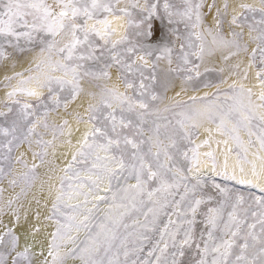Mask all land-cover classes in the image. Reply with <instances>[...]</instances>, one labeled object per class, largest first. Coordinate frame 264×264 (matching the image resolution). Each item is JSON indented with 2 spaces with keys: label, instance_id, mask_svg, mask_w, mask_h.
<instances>
[{
  "label": "snow or ice",
  "instance_id": "obj_1",
  "mask_svg": "<svg viewBox=\"0 0 264 264\" xmlns=\"http://www.w3.org/2000/svg\"><path fill=\"white\" fill-rule=\"evenodd\" d=\"M205 2L0 0V61L11 58L8 49H39L25 70L29 75L5 77L17 84L7 93L12 104L0 111V117L15 112L0 124V179L11 174L14 149L51 145L37 128H50L49 112L67 108L85 91L82 81L97 89L88 92L87 120L76 115L91 126L61 169L58 186L49 187L55 195L46 219L56 222L47 253L51 264H185L188 253V264H264V0H237L231 12L228 0L221 7L213 0L211 24L202 11ZM154 17L167 20V31L157 33ZM216 51H226L225 61L249 54L243 79L255 68L261 91L233 82L223 100L219 89L212 97H189L190 104L168 97L177 81L176 96L194 87L205 57ZM113 70L117 83H110ZM21 95L35 101H21ZM66 125L51 127L63 135ZM201 128L208 136L197 143ZM213 143L225 146L222 162ZM46 155L33 152L42 163ZM23 156L15 160L27 168ZM36 167L23 175L25 183ZM81 196L82 202L69 203ZM89 197L93 207L77 219L92 203ZM13 203L9 199L7 207ZM101 204L107 207L98 216ZM162 216L167 222L159 227ZM73 230H84V239ZM149 233L158 239L152 242ZM19 240L11 228L0 235V264H33L31 245L21 250Z\"/></svg>",
  "mask_w": 264,
  "mask_h": 264
},
{
  "label": "bare ground",
  "instance_id": "obj_2",
  "mask_svg": "<svg viewBox=\"0 0 264 264\" xmlns=\"http://www.w3.org/2000/svg\"><path fill=\"white\" fill-rule=\"evenodd\" d=\"M212 2L213 0H206L202 10L206 13L205 20L208 24L212 23V17L215 14V8H213L211 12H209L208 9V5L212 4ZM223 2L224 0H215L217 7H221ZM228 2L230 4L229 11L231 12V6L234 5L237 0H228ZM245 2L257 4L258 0H245ZM115 26L116 25H114V27ZM225 30H227V25H225ZM251 47H254V45L250 46V50ZM38 50V47L33 51L25 50L23 52L8 49V52L11 53V58L0 61V111H6L5 105L12 104V101L7 98V93L17 84L16 79L9 82L5 80V77L12 76L16 72H23L25 76L29 75L25 70L33 64V59ZM225 54L226 51H216L212 56H206L204 63L200 67L201 76L194 82V87H189L186 92H181L180 96H176V92H180V82L177 81V86L168 92V97H175L176 100L185 101L190 104L191 101L189 97H200L204 96L205 93H207L209 97H212L219 89L221 100H223V94L229 91V85L233 82H236L237 85L242 83L246 87L252 88L254 93H259L261 89L258 86V81L255 76V68L249 69L247 80L243 79V68L248 64L249 54L240 53L238 56H233L227 61L223 59V55ZM237 63H240V69H235L233 67ZM161 66L166 68V61L162 62ZM205 68H208L209 71L205 72ZM221 69H223V71H221ZM212 71L217 73L218 79L213 77ZM56 75H60V73H56ZM81 83L85 91L74 101L68 103L67 108L61 105V107L55 111L49 112L48 123L50 128L47 130L43 127L37 128V131L42 134L43 140L51 141V145L47 146L46 149H42L39 145L33 143L30 150L27 144L21 145L19 149H16L14 154L11 174L6 175L2 182H0V189H4V191L0 193V235H3L8 228L13 229L15 235L20 238L19 245L21 250L25 245H31L33 264H43L45 258H47L48 264H51L52 258L48 256L47 253L48 245L51 241V233L55 231L56 222L51 219H46V217L51 215V204L55 195L54 191H49V187L53 184L58 186L59 177L63 175L61 169L66 167L69 163L73 152H75L78 147V141L82 139L83 134L91 126L88 123L78 122L76 115L80 113L84 115L85 120H87L85 109L91 101L88 92L97 91V89L87 81H82ZM110 83H117L115 70L112 71V81H110ZM205 84H209L210 86L205 87ZM5 85H7V87ZM120 87L121 90H123V86L120 85ZM44 96H47L46 90H44ZM17 98L21 101H35V98H28L22 95ZM167 102L168 101H166V103ZM64 120L68 121V125L64 127L63 135H61L59 131L54 132L51 126H60L63 124ZM204 127L215 129V125L212 124H205ZM239 135L241 140L245 142L249 139L247 132L244 130H241ZM207 136L208 133L201 128L197 143ZM213 136L217 140L225 139V137L215 132H213ZM38 138L40 137H34V139ZM252 139L254 140L255 137H252ZM69 141H71V143H69ZM231 143L230 141L229 146H231ZM212 147L216 149L218 159L222 162L223 156L221 155V150L225 146L223 144L217 146L213 143ZM207 150L206 148L201 149V151ZM41 151L47 152V155L44 156L43 163L39 156L33 157V152ZM21 153H24L23 159L27 161V168H25L23 164L16 163L15 158L20 156ZM249 158L251 159L252 157L249 156ZM234 160V155L229 157L230 164H232ZM32 165L37 166L35 172L30 174L34 175V179H31L30 183H25L22 177L25 173L29 172ZM76 167H82V165H76ZM84 176L85 174L82 173V178H84ZM12 179H17L18 181L15 187L11 186L9 183ZM129 183H135V181L131 180ZM104 187H106V182L105 185L101 186L102 189ZM104 194L103 190L99 192V195ZM18 195L19 199L16 198ZM9 199L14 201L11 208L7 207V201ZM89 199L92 200V197H89ZM82 201L83 197L81 196L69 203L75 204ZM93 203H95L94 200H92V203L87 204L84 209L77 214V219H83V216L87 214V209L93 207ZM106 207L107 205L101 204V211L96 213V215H101ZM17 215L19 216V220L16 219ZM71 235L78 236L79 239L82 240L86 233L84 230L79 232L73 230ZM67 247L70 248L72 245L69 244ZM66 250V248L62 249V251ZM41 253H43V255H41ZM65 264H80V262L78 260L68 259Z\"/></svg>",
  "mask_w": 264,
  "mask_h": 264
},
{
  "label": "rangeland",
  "instance_id": "obj_3",
  "mask_svg": "<svg viewBox=\"0 0 264 264\" xmlns=\"http://www.w3.org/2000/svg\"><path fill=\"white\" fill-rule=\"evenodd\" d=\"M161 2V5L163 4L164 0H160ZM171 3L173 4H179L180 0H170ZM161 14H162V8H161ZM258 18V17H257ZM167 24V20H163L161 21L160 19L158 18H153V27L157 30V33L159 34L161 32V30H164V31H167V29L165 28V25ZM182 27V26H181ZM131 38L135 39V36L133 35ZM19 51V50H18ZM21 52V51H20ZM175 63L173 64V67H175ZM213 77L218 79V75L215 71H212L211 72ZM13 107L15 108V106L13 105ZM15 116V112L13 113H10L7 117H0V124H5L6 125V121L7 122H10L13 117ZM16 152V149L13 150V152L11 153V156H12V166H13V160H14V154ZM7 171V169H6ZM5 178V177H4ZM0 179V182H2V180L4 179ZM218 179V182L219 181V178ZM241 187V190L242 191H246V189L243 187V186H240ZM141 220L143 219V217L140 218ZM173 219H175V217H173ZM167 222V217L166 216H162L161 217V223L159 225V227H163V224ZM129 223H131V221H129ZM150 236H152V242H155L156 239H158V233H149ZM145 251H147V246H146V249ZM185 259V264H188V261L191 259V253H188L186 255V257L184 258Z\"/></svg>",
  "mask_w": 264,
  "mask_h": 264
}]
</instances>
